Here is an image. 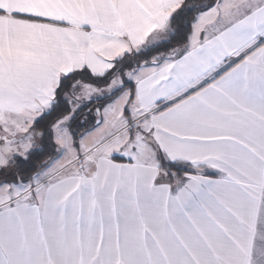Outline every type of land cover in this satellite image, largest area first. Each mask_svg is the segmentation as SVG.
<instances>
[{
    "label": "snow or ice",
    "instance_id": "snow-or-ice-1",
    "mask_svg": "<svg viewBox=\"0 0 264 264\" xmlns=\"http://www.w3.org/2000/svg\"><path fill=\"white\" fill-rule=\"evenodd\" d=\"M0 264H264V0H0Z\"/></svg>",
    "mask_w": 264,
    "mask_h": 264
}]
</instances>
